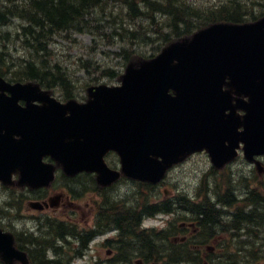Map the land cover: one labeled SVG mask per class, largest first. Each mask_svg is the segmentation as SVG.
<instances>
[{"label":"water","instance_id":"1","mask_svg":"<svg viewBox=\"0 0 264 264\" xmlns=\"http://www.w3.org/2000/svg\"><path fill=\"white\" fill-rule=\"evenodd\" d=\"M86 92L84 103H61L38 84L0 78L2 183L19 173L21 184L48 185L55 166L45 157L67 175L96 172L107 185L120 175L104 162L109 151L118 154L123 175L154 183L202 149L215 166L232 160L239 143L248 159L264 155V16L210 25L129 64L119 85ZM0 253L6 262L18 258L12 237L1 232Z\"/></svg>","mask_w":264,"mask_h":264},{"label":"flooded vegetation","instance_id":"2","mask_svg":"<svg viewBox=\"0 0 264 264\" xmlns=\"http://www.w3.org/2000/svg\"><path fill=\"white\" fill-rule=\"evenodd\" d=\"M262 161L264 157L255 159L249 164L245 163L256 172H261ZM232 166L233 164H229L221 169L210 166L208 173L202 174L195 180L190 192L174 196L175 205L185 215L180 221L179 229L186 235L173 241L174 243L188 241L193 248V257L196 256V250L198 259L207 264L220 258L233 257L240 262L248 263L247 261L254 258L255 251L246 250L255 246L264 227L263 187L259 185L252 187L249 185L250 179L234 175ZM60 178L65 183L59 187L51 185L44 190L22 189L26 192V201H21L22 204H19L23 206L27 203L28 210L40 214L31 216L32 226L22 224L23 226L20 225L17 229L13 227L10 229L15 236L16 247L27 255L26 264L43 263L41 245H44V242L39 238L43 232L47 235L56 232L58 243H62L64 247L76 241L79 252L74 256H80L90 264L115 262L146 264L147 256L143 251L142 242L139 251L137 246L133 247L135 252L130 258L133 248L123 247L124 240L120 238L123 229L116 227L115 196L109 192L110 188L99 187L95 183V177L89 174H79L74 177L62 175ZM76 190L80 192L79 196L75 195ZM12 192L16 195L14 189ZM31 202L40 203L42 210L31 209L29 206ZM49 210L60 211V215L46 214ZM4 225L9 226V223H3L0 218V226L4 227ZM114 227L117 228L118 234H112L116 231L111 230ZM100 228L109 231L102 234ZM24 232L30 233L28 240L36 238L22 241L25 237H21V234ZM194 239L198 241L195 242ZM36 243L41 245L36 248L34 245ZM220 247L224 248L222 253L217 249ZM72 253L63 251L55 254L62 257L61 254ZM13 264L19 263L15 261Z\"/></svg>","mask_w":264,"mask_h":264},{"label":"rangeland","instance_id":"3","mask_svg":"<svg viewBox=\"0 0 264 264\" xmlns=\"http://www.w3.org/2000/svg\"><path fill=\"white\" fill-rule=\"evenodd\" d=\"M220 1L223 0H190L189 2L199 5H212ZM259 11L258 8L254 9L255 13ZM154 14V23L145 16L132 19L131 15H127V11L121 4L110 1L104 11L100 8L90 10L85 17L86 24L79 30L56 34L48 46L49 55H44L45 63L49 69L58 66L67 73L74 85L72 99H76L79 102L86 101V89L89 86H117L120 84L121 76L129 64L138 66L159 54L165 43L160 40V35L156 32L160 30L161 33H166L167 31L162 29L161 20H165L164 16L162 14ZM22 25H24L23 21L15 18L9 19L5 24H0V57L2 64H5L9 72L18 68V66H22L27 60L42 61L41 57L37 58L33 53H29L22 42L19 41V38H17V33ZM119 33H123V35H118ZM146 36H149L151 40H146ZM2 70L4 71V68ZM108 71L114 72V75H111ZM3 77L7 79L5 75ZM52 91L57 100H64L62 88L56 87ZM108 160L110 162L114 160V163H117L116 158L109 157ZM261 164L262 171L256 172L254 168L239 159L233 164L231 169H233L234 175L250 179L251 183L249 185L252 187L259 185L264 189V161ZM209 168L210 163L207 155H195L182 165L170 170L164 184L157 188L155 192L152 193L149 190H145V197L154 204L166 201L171 202L174 196H181V193L190 192L195 180L202 174L208 173ZM5 189L7 188H4L0 194V205H3L10 196V191ZM115 191L111 192L114 194L115 200L128 206L139 203L141 201L140 198H142L140 197L138 201V196L135 194L139 192V188L137 185L130 184V182L116 186ZM20 212L23 218L28 217V226H32L30 218L33 214L34 216L40 215L38 212L28 210L27 203L23 204ZM46 214L59 216L60 211L49 210ZM171 219L172 217L159 215L154 219H146L142 226L143 228H156L159 230ZM173 221L175 226L168 234L170 235L168 237L170 242L172 237L179 240L186 235V233L178 232L176 227L179 224L175 220ZM22 222V219L14 220L9 229L11 227L14 229L19 228ZM261 231L260 239L255 244L253 243L255 246L246 250H254V258L247 261L248 263L242 261V264H264V227ZM158 244L160 245V243ZM171 244L173 243L171 242ZM217 249L222 253L224 248L220 247ZM227 255H229V252ZM218 261L214 260L213 262L217 263ZM86 263L88 262L85 259L74 262V264Z\"/></svg>","mask_w":264,"mask_h":264},{"label":"trees","instance_id":"4","mask_svg":"<svg viewBox=\"0 0 264 264\" xmlns=\"http://www.w3.org/2000/svg\"><path fill=\"white\" fill-rule=\"evenodd\" d=\"M110 1L121 4L132 19L145 16L154 23V13L163 14L166 18L161 20L162 29L167 32L161 33L159 30L156 33L165 44L190 36L213 23L240 24L256 20L264 14V0H223L212 5L193 4L190 0H0V24L7 23L11 18L22 20L24 25L18 31L17 38L29 53L42 58L41 62L27 60L22 66L9 72L0 57V75H5L9 81L14 82L35 81L45 89L60 87L64 98H71L74 88L72 80L58 66L49 69L44 55H49L48 46L56 34L79 30L86 24L85 17L90 10L100 8L104 11ZM257 8L260 11L255 13L254 9ZM146 40L151 38L146 36ZM108 73L114 75L112 71ZM154 212L153 208L150 209L147 216ZM133 215L134 211H117L116 225L123 229L125 236H132L133 239L138 240L143 235L149 252L158 256L159 252L155 248L158 233L154 230L138 231L139 221L136 222ZM129 225L133 229L126 231L125 227ZM189 255L188 250H184L182 246H172L166 257L172 260V264H196L188 259Z\"/></svg>","mask_w":264,"mask_h":264},{"label":"bare ground","instance_id":"5","mask_svg":"<svg viewBox=\"0 0 264 264\" xmlns=\"http://www.w3.org/2000/svg\"><path fill=\"white\" fill-rule=\"evenodd\" d=\"M158 14H161V13H158ZM163 15V14H162ZM164 16V15H163ZM164 18H166L165 16H164ZM29 241V240H28Z\"/></svg>","mask_w":264,"mask_h":264}]
</instances>
